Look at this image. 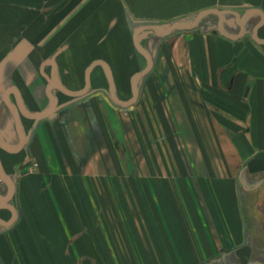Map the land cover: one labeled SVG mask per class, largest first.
<instances>
[{"label":"crops","instance_id":"crops-1","mask_svg":"<svg viewBox=\"0 0 264 264\" xmlns=\"http://www.w3.org/2000/svg\"><path fill=\"white\" fill-rule=\"evenodd\" d=\"M0 264H264V0H0Z\"/></svg>","mask_w":264,"mask_h":264},{"label":"rangeland","instance_id":"rangeland-1","mask_svg":"<svg viewBox=\"0 0 264 264\" xmlns=\"http://www.w3.org/2000/svg\"><path fill=\"white\" fill-rule=\"evenodd\" d=\"M193 19V21L190 23V24H186V23H181V22H174V23H171V24H169V26H168V28L165 30V32H163V33H161V34H163V35H167V34H169L170 32H174V31H176V30H180V29H186L187 27H189V29H191L197 22H198V20H199V17L197 16V17H194V18H192ZM133 104H130L129 106H128V108L129 107H131ZM136 141V143H139V139H136V138H134V137H129L128 139H127V142H129V143H132V141ZM147 143H149V145H150V142L151 143H153V144H155L156 142H157V144L158 145H160V142H161V144H164V139L163 138H161L159 135H158V138H156V137H153V138H146V140H145ZM139 147V146H138ZM147 148H149L148 149V151L147 152H158V149H160V146L159 147H157V146H155V145H150L149 147H147ZM162 149H164V147L162 146L161 147ZM140 150H144V148H140ZM141 151V152H142ZM144 152V151H143ZM32 163L33 162H30L29 164H28V166L26 167V171L27 172H30V169H31V166H32ZM127 164V168H133V162H127L126 163ZM139 164H142L143 165V167H145L144 165L146 164V163H139ZM154 165H155V168H160V162H154L153 163ZM161 168H163V165L161 166ZM29 183H31V182H29Z\"/></svg>","mask_w":264,"mask_h":264},{"label":"built area","instance_id":"built-area-1","mask_svg":"<svg viewBox=\"0 0 264 264\" xmlns=\"http://www.w3.org/2000/svg\"><path fill=\"white\" fill-rule=\"evenodd\" d=\"M36 165H37V162L34 161V162L32 163L31 169H35Z\"/></svg>","mask_w":264,"mask_h":264},{"label":"water","instance_id":"water-1","mask_svg":"<svg viewBox=\"0 0 264 264\" xmlns=\"http://www.w3.org/2000/svg\"><path fill=\"white\" fill-rule=\"evenodd\" d=\"M139 40V38H137V41Z\"/></svg>","mask_w":264,"mask_h":264}]
</instances>
